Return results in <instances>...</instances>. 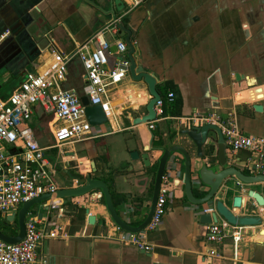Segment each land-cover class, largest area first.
<instances>
[{"label": "crops", "instance_id": "crops-1", "mask_svg": "<svg viewBox=\"0 0 264 264\" xmlns=\"http://www.w3.org/2000/svg\"><path fill=\"white\" fill-rule=\"evenodd\" d=\"M94 1L108 9L115 7L117 18L133 27L135 61L154 73L159 91L172 90L179 98V115L166 109L164 118L154 122L153 128L133 124L132 119L144 113L151 95L143 79L127 75L109 92L111 111L107 123L93 126L92 137L68 142L48 151L47 157L52 174L59 171L68 181L57 184L59 188L80 184L91 171L90 160L101 163L102 179L115 184V188L110 187L115 208L127 222L138 224L152 192L154 169L144 167L140 156L131 158L130 152L138 150L140 155L142 142L149 140L150 132L159 137L154 143L186 145L192 158L193 145L177 132L205 118L264 137V0H123L114 1V5L110 0ZM25 13L34 22L41 21L42 29L29 36L30 46L24 49L29 52L25 54L29 60L20 62L12 71L3 68L4 63L0 65L4 70L0 83L9 84L18 76L23 79L27 70L43 67L51 47L69 53L79 40L114 21L105 23L108 16L83 0H0L1 21L13 22ZM7 33H0V44ZM105 37L110 41L123 39L118 31L106 32ZM5 51H0V57ZM81 73L80 63L71 61L65 87L81 89ZM73 82L80 85L75 87ZM17 86L8 91L0 89V93L8 95ZM133 93H143L145 100L140 101ZM254 103L262 105L261 112L252 108ZM38 119L45 120L42 115ZM38 132L40 142L46 135L40 138ZM46 134L51 141L47 129ZM77 143L82 146L74 147ZM211 148L206 145L204 152ZM156 154L159 152L150 153L151 162H155ZM226 156L228 165L247 173L261 172L248 150H233L227 145ZM62 158L78 163L73 174L70 168L60 169ZM164 182L171 189L169 181ZM248 189L264 195L263 182L245 185L231 177L216 198L234 214H250L244 207ZM236 195L241 197L240 207L232 206ZM88 198L85 195L77 199L83 206L76 213L62 214L56 201L41 204L39 219L59 231L57 237L45 239L38 248L48 264H264V224L243 226L237 243L231 238L219 244L210 242L206 225L198 222L201 207L187 202L180 190H174V196L169 198L157 228L140 233L148 244L147 250L120 239L124 230L110 219L102 195ZM89 215L99 218L89 224Z\"/></svg>", "mask_w": 264, "mask_h": 264}, {"label": "built area", "instance_id": "built-area-1", "mask_svg": "<svg viewBox=\"0 0 264 264\" xmlns=\"http://www.w3.org/2000/svg\"><path fill=\"white\" fill-rule=\"evenodd\" d=\"M117 31V21H112L96 30L85 42L76 44L70 53L51 47L49 59L43 67L27 70L22 82L11 93L0 94V216L6 219L24 202L59 188L52 176L48 151L92 137L93 126L86 118L80 96H87L90 104H99L109 118V92L129 75L125 41H110L105 37L106 32L115 34ZM112 46L115 50H111ZM73 60H77L82 69L80 91L65 87L69 64ZM174 99V92L169 90L154 103L155 118L147 123L150 128L164 118V102L171 103ZM38 115L46 119L47 133L51 138L47 144L38 141L34 130L33 118ZM205 119L200 122H211ZM218 126L226 144L233 150H248L264 173V137L245 134L231 124ZM164 180L147 225L138 233L124 231L120 236L122 241L133 243L140 249L149 248L140 233L156 229L166 212L172 192ZM47 201L41 204L45 205ZM203 211L211 213L215 207L211 204ZM37 213L30 208L27 210L25 233L19 242L7 243L0 239V264H48L38 253V248L45 239L57 237L59 231L44 225ZM242 227L218 218L206 225V238L218 244L226 238L237 243L242 237ZM8 234H15L13 226Z\"/></svg>", "mask_w": 264, "mask_h": 264}, {"label": "water", "instance_id": "water-1", "mask_svg": "<svg viewBox=\"0 0 264 264\" xmlns=\"http://www.w3.org/2000/svg\"><path fill=\"white\" fill-rule=\"evenodd\" d=\"M83 1L90 6H97L105 16H108L104 21L105 23L111 20L117 21L118 33L123 37L127 47L126 56L129 60V75L134 80L143 79L151 95V98L144 106V113L132 119L133 124L146 126L149 121L155 118L153 105L161 97V94L156 87L157 81L154 73L147 71L142 65L137 64L133 57L135 30H133L131 25L126 24L124 19L117 18V13L113 7L108 9L106 6L97 4L94 0ZM90 36L79 40L78 43L85 42ZM111 50H115V46H112ZM235 77L238 79V74ZM80 102L84 107L86 118L92 126H97L107 121V117L99 104H90L88 97L85 95L80 96ZM252 108L258 112H261L263 109L260 103L252 104ZM177 133L185 136L187 142L193 145L195 149L193 158L186 145L154 143V141L157 142L159 140V137L154 136L152 132H150L149 140L142 142L143 146L140 155L138 150H132L130 152L131 158L134 159L140 156L144 167L154 169L150 182L152 192L146 202V212L143 215V219L138 224L127 222L115 208L110 192V187L115 188V184L104 181L100 172L102 164L90 160L91 171L85 174L81 180L82 182L77 186L60 187L54 192L32 198L24 202L16 213L7 215L6 221L12 222L15 234H8L0 230V239L7 243H17L24 237L25 214L34 204L41 205L43 201L56 200L62 214L67 212L76 213L79 207L83 206V204H79L78 198L88 195L90 197L88 199H92L97 194L99 196L102 195L108 215L118 228L124 231L138 233L147 225L153 214L158 190L163 179L169 181L173 196L174 190H180L187 202L196 207H201L198 214V222L200 224L207 225L211 221L216 222L219 217L233 225L259 226L264 224V195L258 191L253 189L247 190L248 200L244 203V207L250 214H234L223 200L216 198L223 183L231 177L245 185L256 182L264 183V173H247L236 166L227 164V144L221 127L212 122L191 123L181 128ZM206 145L212 146L207 153L204 152ZM158 152L159 154L154 155L155 162H151L150 153ZM141 181H145V178H142ZM211 204L214 205L215 211L211 213L204 212V207ZM241 204L240 195L234 196L232 206L240 207ZM259 208L263 210H259ZM47 209H49V206H47ZM87 210L85 208V212ZM41 215L42 212L39 211L37 217L40 218ZM96 218L98 219L99 217L89 215L87 218L88 223H93ZM100 221L104 223V220L101 219Z\"/></svg>", "mask_w": 264, "mask_h": 264}, {"label": "flooded vegetation", "instance_id": "flooded-vegetation-1", "mask_svg": "<svg viewBox=\"0 0 264 264\" xmlns=\"http://www.w3.org/2000/svg\"><path fill=\"white\" fill-rule=\"evenodd\" d=\"M110 1L113 5L114 1L117 3L123 2V0ZM113 8L115 9V7ZM40 29H42L41 21L37 20L34 22L28 13L23 14L21 18H17L16 21L13 22L0 20V33L5 31L8 32L5 41L0 44V51H4L6 49L4 57H0V65L4 63L3 68H7L12 71L14 68L18 67L20 62L29 60L30 56H25V54H29V52L25 53L24 49L30 46V34H34Z\"/></svg>", "mask_w": 264, "mask_h": 264}, {"label": "rangeland", "instance_id": "rangeland-1", "mask_svg": "<svg viewBox=\"0 0 264 264\" xmlns=\"http://www.w3.org/2000/svg\"><path fill=\"white\" fill-rule=\"evenodd\" d=\"M29 67H30V64L28 65V68ZM3 71L4 70L0 69V76L3 75V73H4ZM22 80H23L22 77H19L18 76L17 78L12 79L11 80L12 82L9 83V84L2 82V83H0L1 89H4V90L8 91L11 88V86H17V85H19L22 82ZM72 84L75 87H77V86L80 85L77 82H73ZM79 89H80V87H79ZM38 118H39V115L38 116H35L33 118V126L36 127V129H37V126H39L38 129L41 131L42 134L38 132V135L40 136V138H42L45 135L47 136V134H46V121H45L46 119L45 120H41L39 122V119ZM46 136L44 137L45 138V144H47L48 141H49L48 136L47 137ZM80 146H82V143H77V144L74 145V147H77V148L80 147ZM55 163H58V161H56ZM60 164H61V166H60V169L61 170L63 168H70V172L73 174L74 173V170L77 169L76 165L78 163L76 161H72V160H70V161H67L65 159L63 160V158H62V161H60ZM52 176H53L54 180L57 182V184H59V185L60 184H67L68 183V181H66L65 178L62 176V173L59 172V171H57V172L54 171L53 174H52ZM80 178H82V177H80ZM30 209L33 210V211L38 212V211L41 210V205L40 204L39 205L38 204H34L32 207H30ZM11 227H12V223L9 224L6 221V219H5L4 216H0V230L3 231V232L9 233V232H11Z\"/></svg>", "mask_w": 264, "mask_h": 264}, {"label": "trees", "instance_id": "trees-1", "mask_svg": "<svg viewBox=\"0 0 264 264\" xmlns=\"http://www.w3.org/2000/svg\"><path fill=\"white\" fill-rule=\"evenodd\" d=\"M73 51V50H72ZM71 51V52H72ZM70 53V52H69ZM0 89H1V86H0ZM78 91H80L79 89H78ZM165 93H166V91L165 92H161L160 91V94H161V96L162 97H164L165 96ZM1 94V93H0ZM179 103H180V101H179V98H175L174 100H173V102H171V103H169V104H167V102H164V105H163V114H165L166 112H165V110L166 109H169V110H172V113H173V115H179L178 113H179V111L177 112V110H176V108H178L179 107ZM39 126H37V128H38ZM34 130H35V132H36V134H37V132H38V130L36 129V127H34ZM45 141V139L43 138V139H40V142H44Z\"/></svg>", "mask_w": 264, "mask_h": 264}, {"label": "bare ground", "instance_id": "bare-ground-1", "mask_svg": "<svg viewBox=\"0 0 264 264\" xmlns=\"http://www.w3.org/2000/svg\"><path fill=\"white\" fill-rule=\"evenodd\" d=\"M133 94H135L140 101H144L145 100V96H144L143 93H133Z\"/></svg>", "mask_w": 264, "mask_h": 264}]
</instances>
